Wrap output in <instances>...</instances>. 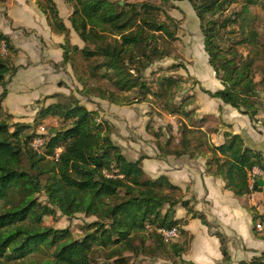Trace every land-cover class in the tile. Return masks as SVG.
Here are the masks:
<instances>
[{
	"label": "trees",
	"instance_id": "16d2710c",
	"mask_svg": "<svg viewBox=\"0 0 264 264\" xmlns=\"http://www.w3.org/2000/svg\"><path fill=\"white\" fill-rule=\"evenodd\" d=\"M66 1L73 7L69 17L71 28L84 47L79 49L65 42L61 46L62 63L71 66L77 83L84 86L87 78H104L122 92L139 86L149 94L141 82L142 73L154 62L169 56L166 51L169 47H159L156 35L166 42L176 40L178 23L163 10L170 0H158V5L152 3L153 0L123 1L121 4L109 0ZM185 1L198 19L208 65L223 87L214 93L204 92L247 115L251 122L255 121L261 101H264V93L257 89L260 86L264 90V71L257 82L254 70L259 63L264 66V43L259 42L254 30L258 15H254L252 9L258 8L264 19V0ZM237 2L240 9L233 17L220 22L212 19ZM161 14L164 20L160 19ZM49 25L59 33L67 32L53 5L49 7ZM229 25H237L239 35L221 52L219 35L222 31L223 34L232 32L227 30ZM1 40L9 51L16 53L5 36L0 35ZM239 48L246 51L244 56L239 53ZM9 65V58L5 60L0 56V264H98L95 260L99 252L105 253V263L116 258V264H120L124 250L136 255L139 248L141 253L161 250L168 253L170 264H185L175 259L183 250L173 243L180 234L183 235L179 229L181 221L174 219L175 207L181 204L192 218L206 224L204 216L189 208V203L182 200L180 189L166 177L149 179L142 170L141 160H126L110 139L108 123L97 122V112L87 110L77 99L69 97L66 104L57 101L40 109V117H57L68 127L49 136L44 153L33 151L29 147L32 138L23 133L29 125H9L7 119L12 115L4 113L1 105L7 95L6 76L16 71ZM181 82L180 77L161 78L159 86L164 90L158 97L168 100L170 88L178 87ZM94 90L98 94L93 96L99 99L116 105L124 103L114 97L113 91L106 92L107 89L100 87ZM61 96L64 97L54 94L46 99ZM183 104L170 108L164 101L162 109L168 115L188 118ZM216 122L211 116L189 119V127L204 129L196 134L181 122L177 128L180 136L177 145L168 135V140L161 142L163 154L187 153L193 158L196 151L202 153L204 146L205 151L211 152L206 162L207 171L214 170L213 175L221 176L226 188L247 208L252 190L264 192V183L255 184L251 190L247 184V173L253 167L264 171V157L245 148L242 138L237 135L225 134L223 145L210 147L198 134L206 138V134L216 132ZM188 135L194 137L196 144H192ZM170 146L173 152L168 151ZM57 149L61 151L55 159ZM42 191L48 203L62 215L71 217L82 213L96 217L97 221L88 225L81 240L74 239L68 229L42 227V217L54 214L47 204L37 202L36 194ZM165 205L167 208L164 209ZM147 225L153 228L150 236L155 239V247L148 248L147 245L144 249ZM171 229L176 230V236L165 240L160 230ZM216 235L226 258L225 239L219 233ZM136 236L141 240L137 241V247L131 246ZM249 264H264V259Z\"/></svg>",
	"mask_w": 264,
	"mask_h": 264
},
{
	"label": "crops",
	"instance_id": "0c3cea01",
	"mask_svg": "<svg viewBox=\"0 0 264 264\" xmlns=\"http://www.w3.org/2000/svg\"><path fill=\"white\" fill-rule=\"evenodd\" d=\"M50 1L51 3L48 0H0V35L5 36L9 45L16 50L14 54L7 49L9 66L16 71L13 75L6 76L7 95L1 105L16 119L26 115L25 111L32 103L54 94H66V85L69 86L66 78L70 81L75 79L71 66L62 63L61 47L65 42L79 49L84 47L69 22L73 7L66 0ZM51 5L67 29L66 33H59L49 25ZM186 13L193 23L197 21L193 10ZM187 20L188 18L181 24L185 25ZM195 25L199 30L198 24ZM181 45L185 46V51L191 57L188 61L194 66L188 68L186 65L185 71L180 69L171 74L175 78L180 77L183 80L181 84L185 82L187 86L188 76L196 78L195 85L191 83L181 90V94L186 92L187 100L184 101L183 109L189 113L188 118L164 114L159 116L154 111L152 116L144 102L129 107L102 99H91L87 103L90 108L86 109L98 112L103 121L108 123L110 139L126 160H141L142 170L149 179L166 177L180 189L182 200L189 203V208L204 216L206 224L198 218H192L181 204L175 207L174 219L181 221L179 229L183 232L173 242L177 248H183L175 257L177 261L185 264H249L256 260L262 261L264 192L252 190L248 207L245 208L233 192L226 188V182L221 176L213 175L214 170L211 173L207 171L206 162L210 159L211 152L205 151L204 146L201 154L196 151L195 157L191 158L187 153L178 156L163 154L161 142L167 141L172 133L174 136L171 137L177 145L180 139L177 128L181 122L193 134L204 132L203 128L189 127V119L199 120L211 116L217 122L214 126L216 132L206 134L205 140L210 147L223 145L226 141L225 134L237 135L242 138L245 148L264 157V101H261L255 121L251 122L239 110L224 104L218 98L210 97L204 91L214 93L223 87L208 65L202 36L192 31L181 38ZM46 101L49 104L56 99L48 98ZM150 119L153 123L148 128ZM169 126L176 129L167 133L166 127ZM159 134L162 135L160 138ZM188 136L192 144H196L194 137ZM249 172L247 184L250 190L255 184L264 183V180H257L252 184ZM257 223L263 225L261 231L256 230ZM217 233L225 239L226 258L222 255ZM184 241H187L186 245L183 244Z\"/></svg>",
	"mask_w": 264,
	"mask_h": 264
},
{
	"label": "rangeland",
	"instance_id": "374dc122",
	"mask_svg": "<svg viewBox=\"0 0 264 264\" xmlns=\"http://www.w3.org/2000/svg\"><path fill=\"white\" fill-rule=\"evenodd\" d=\"M117 1H121V0H114V2H117ZM126 1L128 3H133V2L135 3V2L141 1V0H124V2H126ZM66 2H68V1H66ZM152 3L158 5L159 1L153 0ZM171 6H174V8H171ZM189 6H190V4L185 0H170V1H168L166 7L163 8V10L168 15H170L173 19H175V21L178 23L176 25L177 28L175 29L176 40L166 42L163 37H159L158 35H156L159 47H162V46L169 47L166 50V51H169V56L154 62L153 64H151L149 66V68H147L142 73V81L141 82L148 89L149 94L144 93L145 89L144 90L140 89L139 86L134 87L130 91L122 92V91L118 90L117 87H114L111 82L107 81L104 78L99 79V80H97V78H94V79L87 78L88 81L85 83L84 86L80 85V84H76L75 79L70 81L69 78H66V81L69 84V86L66 85V87H67L66 88L67 90L65 91L66 94H63L64 97L61 96V97H59V99L55 98L56 101L53 103H57V101H58V103H65L66 104L70 101V99H68L70 97L71 99H77L79 104L84 106L85 108L86 107L90 108V106L87 103L91 102V99H99V98L93 96V94L96 93V95H97L98 92L94 89H96V87H100L101 89H107L106 92L113 91L114 97L116 96V98L118 100L120 99L121 101H124V103L121 105H125V106L130 107L135 103L140 104V103L144 102L148 105V108L150 109L152 116H153V111L156 112V114L159 116H163V114L168 115L162 109V105L164 104V101H165V105L169 106L170 108L173 106H178L180 103L187 100L185 97L186 92L184 94H181V90L186 89V87H189L191 85V83L195 85V83L197 82L196 78L193 75H192V77L188 76L186 78V82H188L189 85L187 86L186 83L184 82V84L182 83L178 87H174V89L170 88V90L168 91V94H167V96L170 97L168 100H166V97H161V96L158 97V93L161 90H164V88L160 89V86H159L161 78L163 79V78L173 77L171 72L179 71L180 69L185 71L186 65L188 66V68H189V66H192V67L194 66V65H192L191 62L188 61L189 59H191V57H189L187 52L185 51L186 50L185 46L182 47L181 38L188 36L193 31V32H197L198 34H200V36H202V41H203V34H202L201 30L199 29L200 30L199 31L195 25V23H197L199 26L198 19L196 18L197 21L195 20L196 22L193 23L191 21L190 15H188L186 13V12H190L192 10V7L191 6L189 7ZM239 9H240V4L238 2L233 3L231 5H228L223 12L216 14L212 19L218 20V22H220L222 19H224L226 17H233V13ZM252 13L256 16L258 15V19L255 20L253 26H254V30H256L258 33L259 42L264 43V19H263L262 14L258 8H253ZM181 18H182V20H181ZM187 18H188L187 23L185 25H182L181 22H183V21L185 22V20ZM160 19L161 20L165 19L163 14H161ZM228 29H229V31H232V32H230L228 34H226V33L223 34V31H222L219 35V38H220L219 48L221 49L220 50L221 52L225 51L226 47L231 44V39L234 40L239 35V29H238L237 25H229V26H227V30ZM236 51H238V50H236ZM239 51L238 52L242 53L243 56L246 53V51L241 49V48H239ZM181 54L184 57L183 56L181 57ZM227 57H230V56L228 55ZM3 58L5 60H7L9 58V56L6 55ZM76 60H80L79 57H76ZM263 69H264V66L261 63H259L255 67V70H254L255 81H257V82L260 81L262 72L264 71ZM102 73H104V70L100 72V74H102ZM83 75L86 76L88 74L83 73ZM214 77H215V74H214ZM177 78L178 77L176 76V79ZM216 80L220 82V80H218L217 78H216ZM220 84L222 85L221 82H220ZM172 89H173V92L171 94ZM257 89L264 93V90L260 86H258ZM1 92H2V89L0 87V93ZM81 103H83V104H81ZM49 104H52V103H49ZM49 104H47V101L45 98L42 100L36 101V102H34L28 106V108L25 111L26 115H24L23 117H17V119H16L12 116L10 119H7L8 124L12 125L13 123H21L24 125H29V128H27L23 131L24 135H29L31 138L36 137V136H41V137H43V139L45 141H47L49 139V136L51 134H53V133L49 132L50 130L59 131V130H62V129H65L68 127L67 123H63L57 117H52V116L40 117L39 116L40 109L48 106ZM14 106L17 107L16 104H14ZM3 109H4V113L8 114L7 110L4 107H3ZM97 122H105V121H103V119L101 118V116L99 115L98 112H97ZM151 123H153L152 119L149 120L147 125L150 126ZM109 129H110V127H109ZM175 129H176V127L172 128V129H171V126L166 127V131H168L170 133L172 132V130L174 131ZM12 130H13V128L11 127L10 131H12ZM201 135H202L201 133L198 134V136H200V138H203V140H205V138L202 137ZM159 136H160V134H159ZM171 136L173 137L174 134L171 133L170 137ZM171 145H174V144H171ZM171 147L172 146H170V148L168 147V151L173 152L172 151L173 149H171ZM60 151H61V149H60ZM178 195L181 197V194H178ZM36 199H37V202L41 203L42 205L47 204L54 211L53 215H47V216L42 217L41 226L44 228H52V229H56V230L68 229L69 232L72 234L73 238L76 240H81L87 232L88 225L97 221L96 217L86 216L82 213H76L71 217H67V216L62 215L60 213V211H58L54 206H52L51 204L48 203L47 197L43 191L41 193L36 194ZM165 208H167V205L164 206V209ZM162 211H164V210H162ZM146 227H147V229H145V231H144V237L146 238V240H145L146 242L144 244V249H147L146 248L147 245H148L147 246L148 248L149 247L154 248L155 247V239H151L152 237L150 236L153 228L149 225H147ZM160 233H161V230H160ZM154 236L156 237L157 235H154ZM140 240L141 239H139L136 236V238L134 239V242L131 246L137 247V245H138L137 241H140ZM139 250H140V248H139ZM139 250L136 252V255H133L131 252L124 250L122 252V255H121L122 261L120 264H170L171 263V260L167 257L168 253L165 254L161 250L150 251L149 253H151V254L143 253V252L141 253V252H139ZM46 253L48 254L49 252L47 251ZM170 256H171V252H170ZM115 259L110 260L109 264H116ZM95 261L98 264H107V263H105L106 262L105 253L99 252ZM174 264H176V263H174Z\"/></svg>",
	"mask_w": 264,
	"mask_h": 264
},
{
	"label": "built area",
	"instance_id": "2783aa9c",
	"mask_svg": "<svg viewBox=\"0 0 264 264\" xmlns=\"http://www.w3.org/2000/svg\"><path fill=\"white\" fill-rule=\"evenodd\" d=\"M7 54H8V51H7V46H6L5 42L0 41V56L5 57ZM29 147L37 153H44V151H45V140L41 136L33 137L29 142ZM59 152H60V149H57L56 153H55V157H54L55 159H57ZM249 179H250L252 184L257 180L263 181L264 180V171L260 170L258 168H252L249 172ZM255 227H256L257 231H261L263 225L261 223H257ZM161 234L165 239L175 237L176 236V230L175 229L161 230Z\"/></svg>",
	"mask_w": 264,
	"mask_h": 264
},
{
	"label": "water",
	"instance_id": "95a60500",
	"mask_svg": "<svg viewBox=\"0 0 264 264\" xmlns=\"http://www.w3.org/2000/svg\"><path fill=\"white\" fill-rule=\"evenodd\" d=\"M49 132H50V133H53V134H55V133H56V131H53V130H50Z\"/></svg>",
	"mask_w": 264,
	"mask_h": 264
}]
</instances>
